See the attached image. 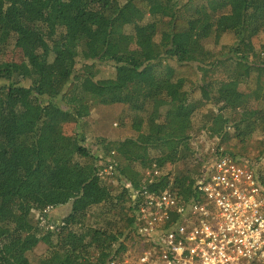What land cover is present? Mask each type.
Returning a JSON list of instances; mask_svg holds the SVG:
<instances>
[{"label":"trees","instance_id":"16d2710c","mask_svg":"<svg viewBox=\"0 0 264 264\" xmlns=\"http://www.w3.org/2000/svg\"><path fill=\"white\" fill-rule=\"evenodd\" d=\"M262 34L264 0H0V264H30L40 244L34 264L120 255L144 187L190 192L202 162L171 168L194 133L253 142L264 158ZM114 104L137 130L92 150L80 127Z\"/></svg>","mask_w":264,"mask_h":264},{"label":"built area","instance_id":"2783aa9c","mask_svg":"<svg viewBox=\"0 0 264 264\" xmlns=\"http://www.w3.org/2000/svg\"><path fill=\"white\" fill-rule=\"evenodd\" d=\"M261 159L217 155L185 196L144 187L135 196L133 244L106 264H264ZM112 170L108 164L102 172Z\"/></svg>","mask_w":264,"mask_h":264},{"label":"rangeland","instance_id":"374dc122","mask_svg":"<svg viewBox=\"0 0 264 264\" xmlns=\"http://www.w3.org/2000/svg\"><path fill=\"white\" fill-rule=\"evenodd\" d=\"M258 41H264V34L260 35ZM221 41L224 43H231V34H226L221 38ZM255 46L258 45L255 43ZM20 58L18 51H8L4 59L9 61L17 62ZM113 72L112 68L109 66L101 68V75L110 76ZM23 84H27L26 81H22ZM199 96V95H197ZM207 108V106H206ZM127 106L122 104L114 105H98L92 108L90 115L85 119L83 126L80 129L85 134V144L89 146L92 150H97V146L94 145L96 138H107V139H119L127 136H132L135 134L137 127L132 126V123L129 121V111ZM237 115V113L235 114ZM64 133L67 135H72L76 131L74 123H66L63 126ZM190 154H187V158L184 160L186 163L185 166L177 164L171 169L172 175L174 177L176 171H179L181 168L184 170L193 169L195 165L201 161L199 171L206 166L212 159L217 156V153L226 152L231 154L237 159L251 160L252 158H257V149L254 148L253 142H248L247 145H241L232 139L223 140L220 136L213 135L209 131H201L199 133H194L192 138L189 141ZM101 151H99L98 155ZM192 155V156H191ZM196 158V159H195ZM261 160L264 161L263 157ZM116 161L120 160L117 154H115ZM101 164H104V161L101 160ZM195 174V173H194ZM195 176V175H194ZM113 181V185L117 184L115 179H110ZM67 206H60L54 209H49L46 213L45 219L50 222H56L57 219L62 218V215L65 213ZM39 219L37 213L34 216V219ZM127 246L133 244L132 240H125V245ZM44 251L43 244H40L34 249L29 255L30 264H34L37 257L42 254Z\"/></svg>","mask_w":264,"mask_h":264}]
</instances>
